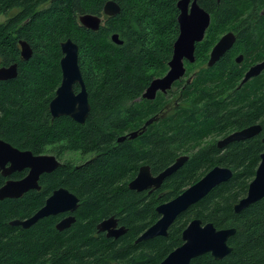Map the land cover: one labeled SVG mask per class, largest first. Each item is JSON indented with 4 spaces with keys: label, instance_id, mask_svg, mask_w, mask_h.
Listing matches in <instances>:
<instances>
[{
    "label": "trees",
    "instance_id": "obj_1",
    "mask_svg": "<svg viewBox=\"0 0 264 264\" xmlns=\"http://www.w3.org/2000/svg\"><path fill=\"white\" fill-rule=\"evenodd\" d=\"M108 1L0 0V19L6 18L0 20V67L19 66L16 78L0 81V139L62 162L41 177L42 190L0 200V264H160L183 244L182 233L194 219L236 232L227 257L206 254L191 264H264V199L234 210L264 153V73L238 88L248 67L264 58V0H198L212 24L196 45V62L186 63V77L200 69L191 83L185 77L174 85L180 96L175 110L122 142L119 138L141 129L167 105L164 95L153 101L142 96L168 70L180 33V0H112L121 8L114 17L104 15ZM83 14L102 16L101 28L83 27ZM227 31L237 34V44L210 68V52ZM114 34L123 44L113 42ZM68 39L79 46L89 93L91 111L84 124L66 116L52 119L49 109L62 80L61 44ZM20 41L33 49L28 61L22 60ZM237 54L244 55L242 64L235 62ZM257 124L262 135L217 147L215 138ZM209 137L214 139L207 142ZM71 153L83 161L66 160ZM182 155L188 161L159 190L129 188L142 166H150L156 176ZM217 166L231 169L232 178L181 214L167 237L137 242L159 220V205ZM26 174L17 172L11 179ZM5 182L0 172V188ZM59 187L80 200L70 228L55 229V217L28 229L10 225L37 212ZM113 216L127 228L117 240L97 232V225Z\"/></svg>",
    "mask_w": 264,
    "mask_h": 264
},
{
    "label": "water",
    "instance_id": "obj_2",
    "mask_svg": "<svg viewBox=\"0 0 264 264\" xmlns=\"http://www.w3.org/2000/svg\"><path fill=\"white\" fill-rule=\"evenodd\" d=\"M179 10L178 24L179 36L174 44L173 56L169 62L168 72L159 78L152 80L142 98L155 100L158 92L166 93L173 85L182 80L186 73V63L196 62V45L205 39L206 33L212 24V16L203 9L198 0H180L177 4ZM121 11L120 5L115 1H108L104 6V15L114 17ZM80 24L92 31H98L103 24V17L93 14H83L79 17ZM114 43L121 45L119 35L112 36ZM236 41L234 32L226 33L213 47L208 62V67H213L221 57L232 49ZM22 60L28 61L33 56V49L26 41H20ZM63 57L60 62L62 80L55 97L51 100L49 109L52 119L70 117L77 123L84 124L91 111L89 93L79 65V46L68 39L61 44ZM243 56L237 58L241 62ZM18 64L0 67V81H7L17 77ZM264 71V62L249 69L241 86ZM190 82V81H189ZM79 86V91L75 90ZM158 117H152L143 126L147 127L158 121ZM262 131L260 124L250 126L241 131L234 132L218 142L222 148L234 141H243L259 135ZM142 133V132H141ZM138 136V132L129 135L130 139ZM127 139V136L119 138V142ZM264 142V138H263ZM188 156H182L166 170L154 175L150 166H142L137 176L129 183V188L137 192L159 190L165 180L179 170L187 161ZM62 163L56 156L50 154L35 155L30 150H20L10 143L0 139V172L8 178L17 172L28 170V174L21 180L9 179L0 188V200L18 199L24 194L41 190L40 179L44 174H49L59 168ZM233 176V171L227 167L217 166L207 172L199 181L188 187L176 198L158 206L159 220L149 227L137 242L151 240L157 237H167L171 226L178 217L189 210L193 205L208 196L216 187L227 182ZM264 199V153L256 175L249 184L246 197L234 206L235 212H241L251 205ZM79 198L65 188H59L47 199L45 206L40 208L32 217L25 220H14L11 226H20L28 229L41 219L52 215L67 212H76L79 208ZM76 222V218L70 216L62 220L58 225L59 231L66 230ZM99 232H107L108 238L118 239L127 232L126 227L118 228L115 217H111L98 225ZM235 228L218 229L212 223L204 224L200 219L192 220L182 233L183 244L172 251L160 264H191V262L203 255L210 254L216 260H222L233 250L229 245L230 238L235 234ZM123 264V263H118Z\"/></svg>",
    "mask_w": 264,
    "mask_h": 264
},
{
    "label": "flooded vegetation",
    "instance_id": "obj_3",
    "mask_svg": "<svg viewBox=\"0 0 264 264\" xmlns=\"http://www.w3.org/2000/svg\"><path fill=\"white\" fill-rule=\"evenodd\" d=\"M231 32V31H230ZM235 33V32H234ZM226 34V33H225ZM225 34H223L220 38H219V40L225 35ZM235 35H236V41H235V43H234V46L232 47V49L236 46V44H237V34L235 33ZM218 40V41H219ZM215 46V45H214ZM213 46V47H214ZM213 49V48H212ZM231 49V50H232ZM231 50H229V51H231ZM228 51V52H229ZM211 52H212V50H211ZM211 52H210V54H211ZM239 56H243V59H242V61L239 63V62H237V58L239 57ZM209 59H210V56H209ZM244 59H245V57H244V55L243 54H237V56L234 58V60H235V62L236 63H238V64H242L243 62H244ZM262 62H264V58L262 59V60H260V61H257L256 63H253L252 65H250L249 67H248V69L245 71V73H244V75H243V78L241 79V83H242V81H243V79H244V77H245V75L247 74V72L249 71V69L250 68H252L253 66H255V65H257V64H259V63H262ZM264 73V71L260 74V75H262ZM259 75V76H260ZM259 76H257V77H259ZM185 77H186V75H185ZM184 77V78H185ZM257 77H254V78H257ZM183 78V79H184ZM254 78H252L251 80H249L248 82H250V81H252ZM187 80V79H186ZM190 81V82H189ZM191 79H188L187 80V83L189 84V83H191ZM247 82V83H248ZM241 83H240V85L238 86V88H241L242 86H241ZM176 84V83H175ZM174 84V85H175ZM246 84V83H245ZM244 84V85H245ZM174 85H173V87L170 89V90H168L166 93H163V92H158V94H157V97L161 94V95H164L166 98H167V105L165 106V108L162 110V112H160V114H158L157 115V117L159 118L158 119V121L161 119V118H164V117H166L168 114H170L173 110H175V108L180 104V96H176V89H174ZM78 92V91H77ZM145 93V92H144ZM180 95V94H179ZM156 97V98H157ZM179 97V98H178ZM156 100V99H155ZM173 101V102H172ZM157 122V121H156ZM143 130V127L141 128V129H138V130H133V131H130V132H127L126 134H124V136H127V139H130V137H129V135L131 134V133H133V132H138V136L139 135H141L142 133H144V132H146V130L145 131H142ZM237 131H241V130H237ZM237 131H234V132H237ZM142 132V133H141ZM234 132H232V133H229L228 135H225V136H222V137H219L218 139L219 140H216L217 141V147H218V142L219 141H221V140H223V139H225L227 136H229V135H231V134H233ZM263 134V129H262V131H261V133L259 134V135H262ZM259 135H257V136H259ZM137 136V137H138ZM136 137V138H137ZM135 139V138H134ZM229 145V144H228ZM228 145L227 146H225V147H222L221 149H226L227 147H228ZM182 156H185V155H182ZM182 156H180V157H182ZM179 157V158H180ZM58 159V158H57ZM59 160V159H58ZM60 161V160H59ZM61 162V161H60ZM62 163V162H61ZM25 171H27V174H28V170H25ZM24 172V171H23ZM26 174V175H27ZM13 176V175H12ZM9 179H11V176L10 177H8V178H6V182H7V180H9ZM23 179V178H22ZM12 180H15V179H12ZM19 180H21V179H19ZM41 180V179H40ZM5 182V183H6ZM40 186H41V190H42V185H41V183H40ZM59 188H65V187H59ZM59 188H55V189H53L52 190V194H53V192L55 191V190H57V189H59ZM65 189H67V188H65ZM68 190V189H67ZM33 191H37V190H33ZM68 191H70V190H68ZM71 192V191H70ZM145 192V191H144ZM147 192H149L150 193V191H147ZM72 193V192H71ZM51 194V195H52ZM74 194V193H73ZM151 194V193H150ZM50 195V196H51ZM75 195V194H74ZM49 196V197H50ZM48 197V198H49ZM47 198V199H48ZM47 201V200H46ZM166 203V202H165ZM45 204H46V202H45ZM45 204H44V206H45ZM163 204V203H162ZM36 213V212H35ZM34 213V214H35ZM34 214H32L30 217H32ZM70 216H73V217H75L76 218V216H75V212H67V213H61V214H58V215H52V216H49V217H46V218H52V217H55L56 218V221H55V229H57V225L62 221V220H64L65 218H68V217H70ZM30 217H28V218H30ZM113 217H115V216H113ZM28 218H26V219H28ZM46 218H44V219H46ZM111 218V217H110ZM116 218V217H115ZM77 219V218H76ZM109 219V218H108ZM117 219V218H116ZM23 220H25V219H23ZM105 220H107V219H104V220H102L100 223H102L103 221H105ZM117 222H118V228H120V227H125V226H123V225H121L120 224V222H119V220L117 219ZM99 223V224H100ZM98 224V225H99ZM98 225H97V230H98ZM58 230V229H57ZM98 233H100L99 231H97ZM101 233H105V235H106V237H107V232H101ZM112 239H114V238H112ZM115 240H117V239H115Z\"/></svg>",
    "mask_w": 264,
    "mask_h": 264
},
{
    "label": "rangeland",
    "instance_id": "obj_4",
    "mask_svg": "<svg viewBox=\"0 0 264 264\" xmlns=\"http://www.w3.org/2000/svg\"><path fill=\"white\" fill-rule=\"evenodd\" d=\"M6 18L5 17H2L0 20L1 21H4ZM229 31H227V32H225V33H228ZM225 33H223V34H225ZM223 34H221L220 36H219V38L223 35ZM200 69V66H197V67H195L194 68V70L186 77V78H188V79H193L194 78V74H196V72L198 71ZM168 70H169V67H168ZM168 70H167V72H168ZM166 72V73H167ZM186 80V79H185ZM181 90V88L180 89H177V93H179V91ZM177 96V95H176ZM173 102V101H172ZM219 138V137H218ZM218 138H213V137H209V138H207V142H210L211 140H219ZM65 159L66 160H69V159H72L73 161H75L76 163H80L81 161H83V158H81L80 157V155L78 154V153H71V154H68L67 156H65Z\"/></svg>",
    "mask_w": 264,
    "mask_h": 264
}]
</instances>
